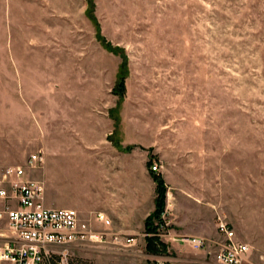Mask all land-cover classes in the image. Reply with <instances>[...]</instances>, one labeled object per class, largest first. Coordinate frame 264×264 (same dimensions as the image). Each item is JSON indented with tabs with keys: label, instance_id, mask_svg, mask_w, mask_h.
<instances>
[{
	"label": "rangeland",
	"instance_id": "374dc122",
	"mask_svg": "<svg viewBox=\"0 0 264 264\" xmlns=\"http://www.w3.org/2000/svg\"><path fill=\"white\" fill-rule=\"evenodd\" d=\"M70 95L84 101L99 95L97 103L105 109L99 113L112 125L100 150L142 153L148 168L162 164L165 232L179 238L172 236L167 193L172 189L166 187V178L176 180L179 172L189 181L178 199L181 209L197 218L194 235L209 231L198 216L214 225L223 217L236 239L249 246L250 262L259 264L264 257V0H0V169L25 166L30 155L42 151L44 115L50 104L74 102ZM128 124L147 128L129 129L123 147ZM157 134L163 136L164 160L155 153ZM82 165L66 158L49 161L56 203L90 197L94 176ZM43 166L29 171V178L42 182ZM117 234L119 244L107 238L71 246L68 263L191 264L178 260L189 258L185 247H191L179 242L183 247L174 252L169 236L159 240L165 252L152 254L147 236L145 241L142 235L131 237L127 247L125 235ZM8 236L1 219L0 247ZM210 247L206 255L213 258Z\"/></svg>",
	"mask_w": 264,
	"mask_h": 264
},
{
	"label": "crops",
	"instance_id": "0c3cea01",
	"mask_svg": "<svg viewBox=\"0 0 264 264\" xmlns=\"http://www.w3.org/2000/svg\"><path fill=\"white\" fill-rule=\"evenodd\" d=\"M70 97V99L75 98L74 102L66 105L50 104L47 114L44 115L43 149L39 151L42 153V165H44L42 171L43 199L48 203L49 208L73 209L77 211L81 219L90 220L92 224H96L94 215L103 213L111 221V225L104 228L109 229L111 233H122L127 239L138 234L142 235L141 237L145 241V220L155 209L156 183L154 177H162L164 180L165 174H162V176L160 173H151L145 164L146 157L142 153L136 151L121 152L115 149L110 152L100 150L99 148L104 146L102 144L112 134V125H110L111 122L105 114L99 113V110L105 112V109H101L97 103L99 95L95 99L87 97L86 101L80 99L78 95H70ZM66 100H68L67 97ZM29 118L30 115H27L28 120ZM123 128L121 137L123 141L121 144L124 147L129 143L125 139L124 133L128 132L129 129L134 131L146 130L147 127L146 125L128 124ZM63 137H65V141L62 140ZM156 138L155 153L160 160H164L166 156L164 155L163 136L157 134ZM56 142L59 145L62 143L70 144L74 149L61 150V147H58L59 150H56ZM82 146H86L90 150L85 151ZM79 148L80 150H78ZM138 149L144 150V147L139 146ZM56 158L81 161L82 166L91 170L94 180L92 186H90L91 194L89 198H82L85 200L79 201V203L58 204L55 202L58 199L51 196L50 177L47 169L49 161ZM160 165L162 164L160 163ZM175 174L178 177L176 180L169 181L166 178L170 185V187L167 185L166 187L172 189V192L170 190L167 192L172 198L168 199L172 203L168 214L169 223L173 226L171 229L172 236H198L207 238L208 242L217 240L216 225L210 218L203 219L201 216H198V220L207 225L209 231L206 233L207 235L202 233L194 235L196 231L194 232L192 221L197 218H192L191 215L184 212L181 209L184 206L179 205L178 199L182 192H185L183 187L189 181L182 178L184 174L179 172ZM188 200L190 201L189 198ZM179 242L174 239V242L171 243L174 252H179L182 249L183 245L181 246ZM185 249L191 254L190 257L187 259L179 258L178 260L191 264H216L212 257L206 255V253L211 252L210 245L202 251L188 247H185ZM250 255L247 257L249 262ZM250 264L253 263L250 262ZM259 264H264V257L260 259Z\"/></svg>",
	"mask_w": 264,
	"mask_h": 264
},
{
	"label": "built area",
	"instance_id": "2783aa9c",
	"mask_svg": "<svg viewBox=\"0 0 264 264\" xmlns=\"http://www.w3.org/2000/svg\"><path fill=\"white\" fill-rule=\"evenodd\" d=\"M42 163V153L38 152L29 156L25 166L0 169V220H5L9 233L0 247V264H50L53 257L57 264H69L66 250L71 246L104 243L107 238L113 244H119V234L95 230L92 222L81 219L77 211L45 206L42 182L29 178L28 174ZM149 170L159 174L161 166L154 162ZM94 222L103 227L111 225L103 213H96ZM154 227L153 237L175 239L165 232L168 227L165 212L154 222ZM216 233L217 240L211 242L196 236H182L177 241L194 250L212 246L216 264H244L248 261L249 246L236 239L223 217H217ZM132 241L126 239L124 246L129 247Z\"/></svg>",
	"mask_w": 264,
	"mask_h": 264
},
{
	"label": "trees",
	"instance_id": "16d2710c",
	"mask_svg": "<svg viewBox=\"0 0 264 264\" xmlns=\"http://www.w3.org/2000/svg\"><path fill=\"white\" fill-rule=\"evenodd\" d=\"M156 182V197H155V210L153 213L147 217L145 220V232L146 237V248L147 252L152 254H160L163 251L165 252L166 246L159 241L158 238L153 237L152 234L155 233L154 222L159 219L162 212H164V187L163 182L160 177H154Z\"/></svg>",
	"mask_w": 264,
	"mask_h": 264
}]
</instances>
